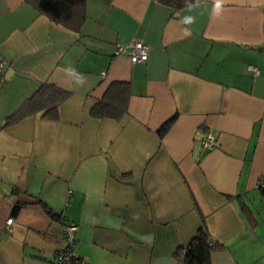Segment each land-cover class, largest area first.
I'll return each mask as SVG.
<instances>
[{
  "label": "crops",
  "instance_id": "obj_1",
  "mask_svg": "<svg viewBox=\"0 0 264 264\" xmlns=\"http://www.w3.org/2000/svg\"><path fill=\"white\" fill-rule=\"evenodd\" d=\"M135 39L144 62L115 53ZM0 66V264H57L66 220L89 264H187L202 220L211 264H264V0H86L76 30L0 0ZM116 80L126 113L91 115ZM45 81L57 117L8 121Z\"/></svg>",
  "mask_w": 264,
  "mask_h": 264
},
{
  "label": "trees",
  "instance_id": "obj_2",
  "mask_svg": "<svg viewBox=\"0 0 264 264\" xmlns=\"http://www.w3.org/2000/svg\"><path fill=\"white\" fill-rule=\"evenodd\" d=\"M38 11L48 16L54 22L70 29H78L85 19L86 0H25ZM171 7H183L197 0H158ZM69 91L52 82H42L24 101L20 109L10 116L8 121L19 119L28 113L40 111L45 118H56L58 105L68 97ZM130 96V85L126 81H111L102 96L90 109L95 117L120 118L127 111ZM174 120V115L165 120L157 129L161 138ZM18 205L12 208L15 214ZM49 215L56 218L46 205H43ZM12 217V216H11ZM67 221V220H66ZM64 221V224L65 222ZM223 244L211 237L204 220L188 243L181 248V258L187 264H211L212 252L223 248ZM73 264H89L76 256Z\"/></svg>",
  "mask_w": 264,
  "mask_h": 264
},
{
  "label": "built area",
  "instance_id": "obj_3",
  "mask_svg": "<svg viewBox=\"0 0 264 264\" xmlns=\"http://www.w3.org/2000/svg\"><path fill=\"white\" fill-rule=\"evenodd\" d=\"M149 46L143 41L135 39L132 42H124L118 44L115 53L126 54L132 62H144L148 57ZM247 68L251 71L252 75H257L259 69L257 66L248 64ZM1 71V66H0ZM104 73V71H102ZM216 144L214 135L210 130H207L202 140V145L205 148H213ZM257 185L260 188H264V176L260 177L257 181ZM13 218L9 217L6 220V228H10ZM77 224L73 221L67 220L64 224L63 236L65 244L62 248L54 253V261L57 264H73L76 253L74 251L75 246V230Z\"/></svg>",
  "mask_w": 264,
  "mask_h": 264
}]
</instances>
